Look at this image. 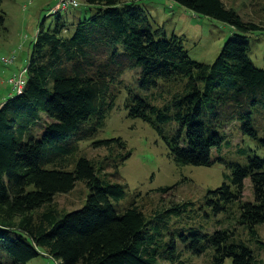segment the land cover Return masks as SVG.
Here are the masks:
<instances>
[{
    "label": "trees",
    "instance_id": "1",
    "mask_svg": "<svg viewBox=\"0 0 264 264\" xmlns=\"http://www.w3.org/2000/svg\"><path fill=\"white\" fill-rule=\"evenodd\" d=\"M79 1L92 14L70 22L57 11L53 26L40 23L24 89L0 104V264H28L42 254L55 264H182L183 250L212 252L211 264H264L229 228L208 233L202 221L236 205L237 223L264 250L256 230L264 224V158L248 155L242 164L221 154L233 123L264 147L257 123L264 114V68L253 63L247 34L264 24L243 21L221 0H171L235 30L209 64L193 60L183 38L169 36L140 2ZM3 17L0 9L1 23ZM126 70L137 72L136 87L123 78ZM123 90L128 117L148 123L177 166L226 164L224 183L208 189L200 205H172L153 217L134 203L120 208L125 184L78 155L80 144L105 126ZM93 145L127 148L120 137ZM126 151L123 161L131 157ZM247 178L253 201L243 200ZM78 182L88 189L85 204L58 212L55 196ZM181 215L187 216L183 227H171Z\"/></svg>",
    "mask_w": 264,
    "mask_h": 264
},
{
    "label": "rangeland",
    "instance_id": "2",
    "mask_svg": "<svg viewBox=\"0 0 264 264\" xmlns=\"http://www.w3.org/2000/svg\"><path fill=\"white\" fill-rule=\"evenodd\" d=\"M58 1H2L0 9L4 13V20L0 22V104L17 94L10 79L27 67L32 42L40 23L43 22L45 28L54 25L57 16L54 15L53 7ZM122 1L140 2L150 13L155 24L162 26L169 36L176 34L183 38L189 56L199 62L212 63L226 40L235 31L228 24L199 16L171 0ZM221 1L226 8L233 9L240 15L243 21L257 25L264 24V0ZM79 2L78 7L61 12L66 20L75 22L76 16L89 17L92 14L83 1ZM260 27L247 34L251 42L250 57L256 66L264 68V28ZM12 56H14L13 63L6 64L2 61V58H12ZM136 75V71L126 70L123 78L134 88L137 86ZM126 92V90L120 92L115 100V108L96 137L80 144L78 155H85L94 161L101 169V173L107 174L111 180L125 184L127 197L120 202V208L134 203L146 217H153L157 212L172 205L190 201L196 206L200 205L208 189H215L224 183L225 176L230 173L226 164L220 161L212 166H177L168 156L167 146L160 135L148 123L128 117L124 108ZM167 99L168 95L164 97V100ZM158 103L160 104L161 101ZM257 123L259 128L264 129V114L258 116ZM225 132L229 142L228 145H223L221 150L225 158L235 159L242 164H246L248 155L264 158V147L242 135L238 124H229ZM118 137L127 143L126 149L131 151L128 160H122V156L127 152L126 149L122 151L116 146V149L108 150L93 145V141L98 139ZM238 149H243L246 154H237ZM213 153L218 155L215 151ZM164 187L170 188L163 193L156 190ZM87 194L86 185L78 182L71 192L56 195L53 205L60 213L76 210L85 204ZM243 200H254L249 178L244 181ZM229 209L228 213L209 215L207 220L206 217L202 219L206 223L207 232L229 228L237 239L249 244L254 254L264 261L262 244L250 241L247 230L237 223L239 210L236 205ZM186 217L181 215L173 218L171 227H183ZM256 230L258 240L264 243V224L257 226ZM211 253L192 255L183 250L181 261L182 264H211ZM28 264H55V262L46 254H42L30 260ZM161 264L168 263L161 262Z\"/></svg>",
    "mask_w": 264,
    "mask_h": 264
},
{
    "label": "built area",
    "instance_id": "3",
    "mask_svg": "<svg viewBox=\"0 0 264 264\" xmlns=\"http://www.w3.org/2000/svg\"><path fill=\"white\" fill-rule=\"evenodd\" d=\"M80 5L79 0H59L58 3L53 7L54 12L64 11L67 12L71 8H76ZM2 61L6 64H11L14 62V56L12 58H2ZM10 83L13 86V89L17 93H21L24 89L26 83V68L20 71L10 79Z\"/></svg>",
    "mask_w": 264,
    "mask_h": 264
}]
</instances>
